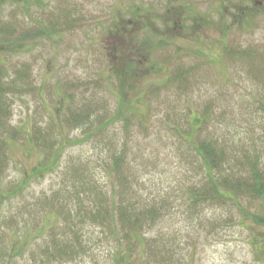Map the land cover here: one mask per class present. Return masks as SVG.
<instances>
[{
  "label": "rangeland",
  "instance_id": "obj_1",
  "mask_svg": "<svg viewBox=\"0 0 264 264\" xmlns=\"http://www.w3.org/2000/svg\"><path fill=\"white\" fill-rule=\"evenodd\" d=\"M136 232L264 264V0H0V264H129Z\"/></svg>",
  "mask_w": 264,
  "mask_h": 264
},
{
  "label": "trees",
  "instance_id": "obj_2",
  "mask_svg": "<svg viewBox=\"0 0 264 264\" xmlns=\"http://www.w3.org/2000/svg\"><path fill=\"white\" fill-rule=\"evenodd\" d=\"M204 154V156H205V154L206 153H203ZM208 156H210V154H207ZM211 169H212V167H211ZM211 169H209L210 170V172L212 173V170ZM211 181L214 183L215 182V180H214V175L212 174L211 175ZM214 190H215V192L217 193V196L219 197V196H229V197H232V194H228V193H226V191H222V190H220L219 188H218V186H217V189L216 188H213ZM197 200L198 199H200V196L198 197V198H196ZM235 200V199H234ZM254 220H256L257 219V217H255V216H251ZM130 235H131V233H129L128 234V236H129V238H130ZM135 235H136V237H135ZM114 237H115V240L116 241H118V243H119V241H121L120 240V238H119V236H118V231H115V235H114ZM146 237L145 236H143V234L142 233H138V232H136L134 235H132L131 236V238H130V245H129V248H130V250H131V258L132 257H134V255H135V251L134 252H132V250L134 249H137L138 250V252H141L142 253V255H141V257H142V264H144V261H143V258H144V255H146V245H147V243H146ZM120 251H124V250H120ZM123 255H124V252H123ZM133 255V256H132ZM125 257H126V259H127V255H124ZM131 258L129 259V261H128V263L129 264H132V262H131ZM146 258V257H145ZM136 264H139V262L138 263H136Z\"/></svg>",
  "mask_w": 264,
  "mask_h": 264
}]
</instances>
